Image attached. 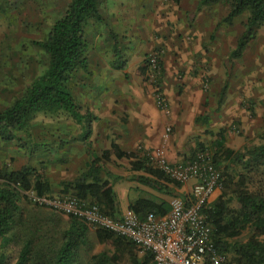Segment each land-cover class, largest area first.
<instances>
[{
	"label": "rangeland",
	"instance_id": "1",
	"mask_svg": "<svg viewBox=\"0 0 264 264\" xmlns=\"http://www.w3.org/2000/svg\"><path fill=\"white\" fill-rule=\"evenodd\" d=\"M117 1L115 7L107 6V13H111V8L126 9L120 6L126 5L123 0ZM198 2L199 0H159V4L152 5L148 2L146 8L156 13L152 19L159 22L158 24L161 23L159 31L163 29V22L158 20L163 17L167 20L165 23L168 22L171 26L170 39L167 40L166 37L165 43L151 48L141 61L139 56L135 59L131 57L124 59L125 56L119 57L106 48L100 49L98 52H103L105 63L113 65L112 60L116 57V61L122 59L132 72L122 77L114 76L106 74L103 70L94 69L97 66H92L88 72H83L85 74L82 72L77 74L78 82L74 79L68 87L76 100H80V104L86 108L83 111L85 113L92 108L93 96L98 95L96 92L101 90L102 94L108 93L115 99L122 90L123 97L132 98L135 96L132 89L139 88L145 82L146 87L150 89V100L147 101L151 102L147 112L152 114L150 112L159 111L165 121L159 140L154 141L152 146L142 141L139 147L131 149L132 152L148 157L158 168L164 165H182L186 168L196 160L199 153H202L224 180L223 167H217L213 162L219 133H224L228 142L234 138L242 139L241 145L235 144L233 147L226 145L235 150L264 142V25L256 30L255 40L246 47L242 57L231 60V54L245 32L244 24L247 22L248 14L229 19V10L224 5L213 4L198 10ZM68 3L69 0H0V108L3 106L2 103L6 106L12 103L46 69L47 55L37 42L47 37L52 25L64 13ZM139 7L135 4L128 11L130 19H138L140 10L145 12L143 7L140 9ZM161 7L166 8L163 10ZM107 15L109 21L102 25L98 24L99 21L90 22L87 29V38L90 42L95 39L102 42L107 35L101 32L107 27L115 34L110 37L119 44L131 38L129 30L123 25L113 28L115 19H111L110 14ZM155 36L163 38L162 32H156ZM94 50L95 47L91 51L95 52ZM151 54L158 57L156 70L149 65ZM138 65L144 67L142 76L134 72ZM117 80L123 82L124 88H121ZM88 82L93 86H88L89 91L86 95L83 89L87 87ZM160 99L163 100V105L159 104ZM174 109L178 116L176 120ZM133 111L135 107L134 110L130 108L129 113L125 111L124 115L132 116ZM205 114L209 116L208 123L197 124L195 117ZM69 121L70 117L67 114L58 116L41 114L33 121L30 137L20 134L25 140H29L25 148L16 143L5 144L0 141V169L4 165L14 171L24 165L32 167L37 174L50 181L52 191L48 197L52 199L61 197L59 193L63 183L78 176H75L73 171L75 166L68 156H61V150L54 147L57 141L52 135L59 127L58 133L66 136ZM65 143L67 144L66 141ZM201 146L204 148L201 149ZM114 162L115 164L109 162L107 166L115 173L133 177L144 174L142 171H131L129 166L121 161ZM260 180L264 183V176ZM131 181L127 184L139 185L137 189H140V194H148L156 200L171 202L175 197L173 194L159 193L138 181ZM122 183L124 182H117L118 185ZM163 183L175 193H180V189L172 183L166 180H163ZM195 183L194 178L182 182L184 187L182 193L190 196ZM222 190L223 188L213 196V200ZM231 206H237L235 200L231 202ZM22 208L25 220H30L29 222L45 220L46 225L51 226L55 222L65 227L69 219L68 214L51 206L37 204L29 196L23 200ZM95 229V227L91 229L90 246L80 264H91V258L103 252H107L111 257L114 254L113 247L98 242ZM249 236L248 227L239 238L229 242L234 246L247 241ZM20 245L21 242L17 240L10 244L7 250V264L16 262ZM138 254L142 256L144 252L138 248ZM231 256L232 251L226 254L228 259Z\"/></svg>",
	"mask_w": 264,
	"mask_h": 264
},
{
	"label": "trees",
	"instance_id": "2",
	"mask_svg": "<svg viewBox=\"0 0 264 264\" xmlns=\"http://www.w3.org/2000/svg\"><path fill=\"white\" fill-rule=\"evenodd\" d=\"M103 3L104 0H69L47 37L37 42L47 55L46 69L9 106L0 110L2 143H16L25 148L29 140L20 134L30 137L32 123L41 114H67L80 124L85 121L86 117L68 86L79 72L90 70L87 29L90 22L102 21ZM198 4V10L213 4L224 5L229 10V19L248 14L245 32L239 38L231 60L242 57L246 47L255 40L256 30L264 25V0H199ZM208 121L206 114L195 118L197 124ZM216 146L213 162L217 167H223V190L203 208L213 228V243L225 255L232 251L226 264H264V183L260 180L264 176V142L235 150L226 146L224 133H219ZM88 152L91 156L88 169L76 179L63 183L59 193L62 198L97 205L105 215L121 219L113 182L102 179V175H109V172L100 165L102 159L108 161L113 155L129 163L132 171L144 172L136 176L135 180L140 183L166 194L188 197L164 185L163 180L177 188L183 186L162 168L155 167L146 156L124 151L115 143L103 151L101 159L93 156L90 149ZM29 191L45 197L51 193L52 185L27 165L16 171L7 165L0 169V264H7V250L15 240L21 245L14 264H80L90 246L93 226L73 215H69L65 227L55 222L46 225L45 220L26 221L22 203ZM233 200L237 203L235 207L231 206ZM170 209V202H158L149 197H139L129 204V210L140 218L149 212L165 215ZM248 227V240L231 246L229 240L239 238ZM95 237L100 244L113 247L114 254L112 257L107 252L95 255L91 264H156L152 254L140 256L134 242L112 231L96 228Z\"/></svg>",
	"mask_w": 264,
	"mask_h": 264
},
{
	"label": "crops",
	"instance_id": "3",
	"mask_svg": "<svg viewBox=\"0 0 264 264\" xmlns=\"http://www.w3.org/2000/svg\"><path fill=\"white\" fill-rule=\"evenodd\" d=\"M148 2L151 5L155 3L159 4V0H123V3H125L126 5L121 4L120 6L123 8L126 7V9L115 10L111 8V13H107V6L113 5L112 7H115L118 4V1L107 0L103 3V6L101 8L102 21H97L98 24L101 23L100 25H102V23L108 22L109 20L107 14H110L111 16L109 17H111V19L113 20L115 19L113 28L115 26L123 25L125 29L127 28L129 30H126V32L128 31V34L131 36V38H128L121 44H119L115 42L112 37H110L114 34V32L110 27V30L107 27L104 31L101 32L107 35V37L104 38L102 42L100 41V39L99 41L98 39H95L92 42L88 40L90 46V68L92 66H97L94 69L103 70L106 72V74L109 75H120L122 77L126 73L132 72L130 67L122 62V59L116 61V57L112 60L114 62L113 65L105 63V59L102 56L103 52L100 53L98 52V50L106 48L107 50L113 51L115 55H119V57L125 56L123 57L124 59L127 57L135 59L139 56L138 58L141 61L144 60L145 54H147L151 48L165 43L166 37L167 40L170 39V36L172 35L171 26L168 25V22L167 24L165 23L167 20L163 17L162 19L158 20L163 22V29L162 31H159L161 23L158 24L159 22H155L152 19V17L156 13L148 10V7L146 8ZM135 4L143 7L145 12H141L140 10L138 19H130L128 11H130ZM165 8L166 7H161V9L163 10ZM104 11L106 12V14ZM155 18H157V15H155ZM156 32H162L163 38L155 36ZM93 47H95V52L91 51ZM98 53L100 54L98 55ZM143 71V65H138L137 69H134V72H136L139 76L143 75ZM82 74L85 73L82 72ZM74 81L78 82V79H76L75 77ZM118 82L121 84V88H124L123 82ZM86 86L87 87L83 89V92H85V94L87 95L89 91L88 86H93V84L88 82ZM93 91L94 90L91 91L92 94ZM132 91L135 93V96L132 98L123 97L124 91L121 90L118 92L119 97H116L114 99V97L108 95V93L102 94L100 90V92H96V94L98 95L93 96L94 102L92 103V108L88 109L85 113H83V111L86 108L84 107V105L82 106L80 104V100H78L79 106L81 108V113L86 117L85 121L80 124L72 116L68 115L70 117V121L67 126V135L65 136L58 133L57 130L59 129V127L52 135L53 138L57 141L54 147L61 150V156L67 155L69 160H71L70 162L74 164L75 169L73 171H75L76 177L85 172L91 163V156L88 152L89 149L91 150L93 156L101 159L103 151L110 149L112 143L119 145L124 151L132 152L131 149L137 146L139 147V144L143 142L146 143V145L152 146V144H154V141L160 139V134L163 127L162 124L164 123L163 121H165V119L162 117L159 111L150 112L152 114H149L147 112L150 106L149 103L151 104L150 101H147L150 100V89L146 87L145 82H143V85L141 84L139 88L136 87L132 89ZM4 104L5 103H2L3 106L0 108V110L7 107ZM134 107L135 111L132 112V116L130 115L129 117H127V115H124L125 111L129 113V109L132 108L134 110ZM177 117V113L175 112L174 120H176ZM65 141L67 142V144L65 143ZM235 144H243L242 139L234 138L230 142L226 140V145L229 147H233ZM114 160L125 163L129 166L128 168L130 169L131 167L129 163L125 162L124 160L117 159L114 155L110 160L107 161L105 159H102L100 162V165H102L103 169L109 172V175L103 174L102 179L113 182L114 191L119 202V208L122 215L121 218H123L124 214L129 210L130 202L136 200L139 197H149L154 200L156 199L153 196H149L148 194H140V189H137L139 185L135 186L133 184H127V182L131 180L137 182L138 180H135L136 177H133L132 175H120L119 173H115L113 172V170L108 169L107 164L109 162L115 164ZM117 182L124 183L118 185ZM153 189L158 191L159 193H164L155 188ZM179 189L180 193L178 194L184 195L182 193L184 192V187L182 186ZM156 201L159 202L160 200Z\"/></svg>",
	"mask_w": 264,
	"mask_h": 264
},
{
	"label": "built area",
	"instance_id": "4",
	"mask_svg": "<svg viewBox=\"0 0 264 264\" xmlns=\"http://www.w3.org/2000/svg\"><path fill=\"white\" fill-rule=\"evenodd\" d=\"M149 65L154 70L158 68L156 55L149 56ZM159 104H164L162 99ZM162 169L179 182H186L190 178L196 180L191 195L186 198L173 197L171 209L165 215L149 212L140 218L128 210L123 218L114 219L102 213L94 204H81L67 197H39L34 191L26 192V195L37 204L54 207L95 228L127 238L142 252L152 254L156 264H226L227 257L213 243V228L203 213V208L223 188L220 173L202 153L186 168L182 165H164Z\"/></svg>",
	"mask_w": 264,
	"mask_h": 264
}]
</instances>
